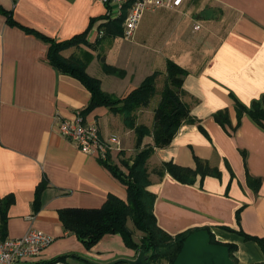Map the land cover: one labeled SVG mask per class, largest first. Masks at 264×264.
Returning <instances> with one entry per match:
<instances>
[{
    "label": "crops",
    "instance_id": "0c3cea01",
    "mask_svg": "<svg viewBox=\"0 0 264 264\" xmlns=\"http://www.w3.org/2000/svg\"><path fill=\"white\" fill-rule=\"evenodd\" d=\"M201 2L184 0L177 8L153 11L131 38L108 39L99 37L109 22L107 9L95 0H0V240L29 231L53 238L29 264L57 258L65 264H107L135 257L118 235L85 247L60 219L69 209H99L109 197L126 201L127 191L100 160L62 138L58 122L85 112L101 140L116 136L121 151H112L108 163L124 174L120 162L136 154L135 136L122 117L104 107L86 112L88 90L49 63L46 39L58 43L83 33L94 50L86 74L119 99L154 73L160 74L158 80L167 61L186 71L181 101L196 123L183 124L169 146L155 149L147 163V190L159 231L175 240L207 230L217 244L234 246V264H264L259 245L243 236L264 239V122L247 114L238 117L235 108L236 102L248 111L264 104V0ZM171 26L175 30L168 36ZM136 36L141 39L133 46L123 45ZM200 48L208 50L205 58L197 53ZM75 49L60 55L69 59ZM166 49L172 51L161 55ZM97 51L103 54L102 64L122 71L123 77L105 74ZM149 108L135 112L137 125L152 127L156 107L148 122L144 114ZM152 145L151 137H145L141 147ZM164 163L194 175L188 183L167 172L159 176Z\"/></svg>",
    "mask_w": 264,
    "mask_h": 264
},
{
    "label": "trees",
    "instance_id": "16d2710c",
    "mask_svg": "<svg viewBox=\"0 0 264 264\" xmlns=\"http://www.w3.org/2000/svg\"><path fill=\"white\" fill-rule=\"evenodd\" d=\"M123 18L109 21L104 26L105 29L112 26L116 29V36H121V24ZM45 39V38H44ZM84 40V33L73 36L64 42H54L46 39L50 43L48 51L49 63L57 70L77 79L90 93L91 99L86 108V112L98 107L107 108L111 113L119 115L123 119L124 126L133 131L135 136L136 155L130 160H122L120 166L126 169V174L122 173L117 166L108 162H102L104 167L122 184L127 191V200L121 201L114 197H109L99 209H69L60 214V219L66 231L74 234L77 239L87 248H91L105 235H118L125 246L134 252L138 249L143 251L147 257V264H173L178 255L183 240L189 235L175 240L162 234L156 225V220L152 212L153 196L147 188L150 185L148 161L155 149L166 148L171 143L178 129L183 125L196 123L189 115V107L181 101L182 82L186 76V71L172 61L166 62L165 75L167 79L160 92V99L153 111V125L147 128L144 125H137L135 112L139 109L147 108L150 101L156 94V79L160 75L154 73L146 78L142 84L123 99L107 94L101 90L99 80L90 77L85 72V66H80L75 59H65L60 52L72 47L77 41ZM86 43V42H85ZM73 61V62H72ZM72 63L71 65L68 63ZM88 63V61H87ZM105 74L123 77V72L102 64ZM173 85L176 90H172ZM237 115L240 117L247 114L257 123L264 122V104H256L251 110H246L239 103H235ZM85 112H82L84 115ZM222 114L215 115L217 121H221ZM145 137H151L152 146L141 147ZM199 162V166L202 165ZM159 176L165 172L173 176L180 182L188 183L193 171L182 169L170 163H164L157 170ZM0 211L2 212L1 206ZM3 214V213H2ZM4 218V214L2 215ZM131 224L132 228L129 227ZM152 230L159 234L166 242L173 241L169 246H160L156 239L152 237ZM141 233L143 236L140 243L133 240L134 233ZM246 240L256 242L264 254V239L251 237L243 234ZM211 243L217 244L211 238ZM226 246V245H223ZM229 250L230 258L234 246H226ZM64 258H57L56 261L63 262Z\"/></svg>",
    "mask_w": 264,
    "mask_h": 264
},
{
    "label": "built area",
    "instance_id": "2783aa9c",
    "mask_svg": "<svg viewBox=\"0 0 264 264\" xmlns=\"http://www.w3.org/2000/svg\"><path fill=\"white\" fill-rule=\"evenodd\" d=\"M106 7L107 21L123 18L124 38L132 37L144 12L159 9H173L184 0H95ZM125 13V14H124ZM198 28V27H196ZM103 33L99 32V37ZM57 133L74 144L80 152L95 156L101 162H109L112 151L120 152V142L114 135L104 140L99 137V129L94 121H87L82 112H76L72 120H62L56 125ZM53 242V238L37 231H29L18 239L0 240V264H29ZM51 264H65L56 261Z\"/></svg>",
    "mask_w": 264,
    "mask_h": 264
},
{
    "label": "water",
    "instance_id": "95a60500",
    "mask_svg": "<svg viewBox=\"0 0 264 264\" xmlns=\"http://www.w3.org/2000/svg\"><path fill=\"white\" fill-rule=\"evenodd\" d=\"M147 264V257L139 251L134 259H118L107 264ZM94 264V263H91ZM173 264H234L226 246L211 243L207 230L189 234L182 242L181 249Z\"/></svg>",
    "mask_w": 264,
    "mask_h": 264
},
{
    "label": "rangeland",
    "instance_id": "374dc122",
    "mask_svg": "<svg viewBox=\"0 0 264 264\" xmlns=\"http://www.w3.org/2000/svg\"><path fill=\"white\" fill-rule=\"evenodd\" d=\"M198 3L199 4H202L203 2H201V0H198ZM151 13L152 12H144L143 13L142 19H141V21L139 23V26L140 27L141 26L143 27V26H145L147 24V22H148L147 21L148 20L147 18H148L149 15H151ZM215 13H217V12H215ZM218 14H219V12H218ZM174 30H175V28L171 26L170 29L167 32V35L168 36L172 35L174 33ZM170 31H172V32H170ZM103 33H104L103 34V37H105V38H108V37H110V38L116 37V35H115L116 34V29L115 28H112V26L108 27L107 29H104L103 30ZM121 37H124L123 33L121 34ZM135 39H137V40H135ZM140 39H141V37L139 38V36H136L130 42L124 41L122 43H124L123 45H125V46H133V43L139 41ZM107 42H108V40H105L104 43H107ZM73 46L76 48L75 49V55H73L70 59H72V60L75 59L74 61L77 62L80 66H85V71H86V68H87L88 64L94 58V50L90 49L87 46V44L82 39L79 40V41H77ZM89 50H92V53H90ZM169 51H172V50L171 49H166V50H164V51L161 52V55H167L168 56L169 55ZM98 52H100V51H97V54H98ZM200 52L202 53V56L204 58L209 53L208 50L201 49V48L197 50V53H200ZM102 55H103L102 52L97 55V59H98V61H99L100 64H102V62H103V58H102L103 56ZM198 56H200V54H198ZM87 61H88V63H87ZM123 63L125 64V62H123ZM68 64L71 65L72 63L69 62ZM166 79H167V75H165V74L161 75L158 80L156 79V86H157L156 88L158 90H162L163 89V86H164V83H165ZM170 86H171L172 90H176V88L173 85H171V83H170ZM158 93H159L158 97H156V98L154 97L151 100V102H150V108L148 109L149 112L147 111L148 113H145L144 114V121H148V122L151 121L150 120L151 119L150 118V116H151V113H150L151 112V109L154 108V107H156V104L158 103V101L160 99V92H158ZM136 113H137V111H136ZM134 146H135V141L133 142V147ZM151 232H152V237H154L156 239L157 243L160 246H169L171 243H173V241L166 242V240L164 238H162L159 234H157L154 230H152ZM142 236L143 235L141 233H138V232L136 233L135 232L134 233L133 240L136 243L139 244L140 243V239L142 238ZM137 253H138V249L135 251V257L137 255ZM162 263L163 264H166V263H164V261H162Z\"/></svg>",
    "mask_w": 264,
    "mask_h": 264
}]
</instances>
